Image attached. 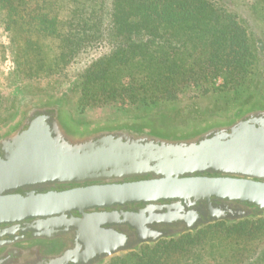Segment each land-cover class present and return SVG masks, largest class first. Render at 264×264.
<instances>
[{
	"label": "water",
	"instance_id": "95a60500",
	"mask_svg": "<svg viewBox=\"0 0 264 264\" xmlns=\"http://www.w3.org/2000/svg\"><path fill=\"white\" fill-rule=\"evenodd\" d=\"M41 106L33 105L38 111H28L0 135V226L37 219L50 232H73L75 249L60 262L91 264L94 258L102 264L140 245L179 235L161 230L165 226L189 232L264 212L262 135L240 132L223 140V133L209 129L176 136L127 124L80 130L63 111L51 117ZM212 134L220 140H210ZM132 177L149 178L115 182ZM110 180L115 183L40 192L54 185ZM211 200L221 204L211 206ZM158 202L171 203L154 205ZM200 202L209 204L207 211L197 207ZM232 202L258 211L231 209ZM129 204L148 206L85 214ZM72 212L82 217L68 222L65 217ZM116 226L125 229L120 232Z\"/></svg>",
	"mask_w": 264,
	"mask_h": 264
},
{
	"label": "trees",
	"instance_id": "16d2710c",
	"mask_svg": "<svg viewBox=\"0 0 264 264\" xmlns=\"http://www.w3.org/2000/svg\"><path fill=\"white\" fill-rule=\"evenodd\" d=\"M0 16L9 30L16 76L47 75L53 67L47 61L63 72L81 54L107 50L77 75L74 89L83 107L122 97L146 106L170 103L188 86L200 87L202 94L213 91L216 79L223 91L249 87L258 73L252 32L212 0H0ZM261 214L141 245L104 264H210L207 258L219 264L229 256L239 264L243 256L235 252L264 236ZM212 229L228 241L225 255L203 250L201 242ZM259 252L244 264H263L264 246Z\"/></svg>",
	"mask_w": 264,
	"mask_h": 264
},
{
	"label": "rangeland",
	"instance_id": "374dc122",
	"mask_svg": "<svg viewBox=\"0 0 264 264\" xmlns=\"http://www.w3.org/2000/svg\"><path fill=\"white\" fill-rule=\"evenodd\" d=\"M212 1L218 6L224 7L230 12L235 13L238 19L242 21V24L252 32V36L259 48V62L256 71L264 75V5L260 0ZM5 25L6 24L2 22L0 16V135L19 121L24 115L25 109L29 106L33 104L40 105L42 103L50 104L53 103L55 99H62L63 113L70 123L80 130L92 129L100 125L154 124L156 130H163V132L171 135H184L190 133L193 129L202 127L205 122L207 123L208 121L217 119L214 115H208L205 117L203 123L193 120L192 118L195 116L189 115V112L194 106L198 109L199 113H203L206 116V112L213 109L212 106L214 107V105H217L218 107H223V111L226 112L223 113V115H227L239 101L252 97L250 92L253 89L252 84H254V82L249 87L241 86L238 89L223 91L221 90L222 81L216 79L213 81V91L202 94V91L199 90L200 87L188 86L183 89L177 100L170 103H157L146 106L143 105V101L141 100L134 101V99L122 97L120 100H114L110 104L83 107L79 103V94L76 93L74 89L77 75L92 58L99 56L107 50L102 49L95 53H89V55L86 54L87 52L81 54L74 60L72 65L67 66L63 72L60 71L61 74L58 71L59 69L56 68V63L47 61L53 63L51 71H47L48 74L45 73L47 75L39 78L16 76L13 75L14 64L8 53L9 30ZM51 46L52 45L49 47L47 45L46 49L49 50ZM29 56H31V54ZM65 90H70L67 99L62 95ZM193 103L195 105L191 106ZM18 108H20L19 111ZM176 110H181V112L176 115L177 118H173ZM169 113L172 114L170 115ZM174 121L175 123H173ZM260 217H264V213ZM257 218L258 217H252V219ZM204 227L205 226H201L199 229H203ZM219 231L220 230L214 229L208 231L205 239L201 242V244L203 243V250L208 252L211 249H219V251L223 252V255L228 252V249L224 250V245H226L228 241L218 238V235H222ZM166 239L167 238L161 240L165 241ZM231 242H233V240H231ZM263 246L264 236H258L257 238L252 237L251 242L245 247V252L234 251L237 253L236 258H242L243 256L239 264H244L248 259L252 261V258L260 253L259 251L262 250ZM137 250L138 249L132 251ZM130 252L131 251L121 255ZM117 256L111 257L102 264L111 261ZM207 260L210 264L213 263L211 261L212 259L207 258ZM233 261L231 256L218 259L219 264H230L233 263ZM171 264L177 263L172 262ZM233 264L238 263L234 262Z\"/></svg>",
	"mask_w": 264,
	"mask_h": 264
},
{
	"label": "flooded vegetation",
	"instance_id": "af4514ba",
	"mask_svg": "<svg viewBox=\"0 0 264 264\" xmlns=\"http://www.w3.org/2000/svg\"><path fill=\"white\" fill-rule=\"evenodd\" d=\"M260 2L264 5V0H260ZM252 91L250 92V98L241 100L238 102L236 106L232 108L229 114L223 115L226 113L223 111V107H218L217 105L212 106L213 109L206 112V116L203 113H199L198 109L194 106L193 109H190L189 115H194L193 120H197L200 123H203L205 117L208 115L215 116L217 119L205 122L202 127L193 129L190 133L184 135H194L200 134L202 130H212V133H223L222 139L227 140L230 139L233 135H236L240 132L246 134H254L264 136V75L257 73V76L254 80V84H252ZM68 94H70V90L63 91L64 98H68ZM257 95V96H256ZM34 105V104H33ZM33 105L26 108L24 115L28 111H38V109H34ZM195 105L194 103L191 105ZM48 106V107H47ZM20 108H18L19 111ZM41 109L44 112L50 114L51 117H54L57 111H62V99H55L53 103H42ZM181 110H176L173 118H177L176 115L180 114ZM170 115L172 113H169ZM176 121V120H175ZM175 121L173 123H175ZM145 126L153 127L156 126L154 124H146ZM209 129V130H208ZM175 135V134H174ZM183 135V134H182ZM178 136V135H176ZM221 137V136H220ZM220 137L209 136L210 140H220ZM263 174H264V170ZM207 176H211L210 174ZM212 176H219L218 174H214ZM231 177L236 178H249L245 176H234ZM149 177H132V178H121L116 183L120 182H132L139 181L143 179H147ZM264 181V180H263ZM113 180L110 181H94L87 182L83 184H68V185H58L54 187H46L43 188L40 192L46 193L48 191L53 190H67L69 188H74L77 186H88V185H102V184H110L115 183ZM171 202H158L154 205H169ZM211 206L215 204H221L219 201H210ZM147 204H129L124 206H115L112 208H106L101 210H89L85 211V214L91 213H100V212H115L120 213V211H138L144 209ZM231 209L241 210V211H249L251 213H257V209L251 207L248 204H240V203H229ZM197 207L201 210L207 211L209 204L207 202L197 203ZM190 210V208H188ZM186 212V211H185ZM264 212H262L263 214ZM261 214V215H262ZM82 216L79 215L78 212H72L71 215H67L65 220L68 222L72 218L79 219ZM46 219V218H45ZM38 221L40 220H27L23 222H16L10 225H1L0 226V264H49L50 262L53 264H72L71 260L61 261V256L65 255L69 251H73L75 249L74 241L75 234L73 232L70 233H57L50 232L48 228H40L38 226ZM44 221V220H42ZM227 221V220H225ZM223 222V221H218ZM217 222V223H218ZM229 222V221H227ZM215 223V222H211ZM209 223V224H211ZM206 224V225H209ZM202 225V226H206ZM125 229V227H115L116 230L122 231L121 229ZM170 229L172 233L185 234L188 231H181L180 226H170L163 227L161 230L165 231ZM199 229V228H198ZM191 232V231H189ZM174 237V236H173ZM172 238V237H171ZM161 240V239H160ZM141 246V245H140ZM138 246L137 248H139ZM136 248V249H137ZM91 264H96V260L91 258Z\"/></svg>",
	"mask_w": 264,
	"mask_h": 264
}]
</instances>
